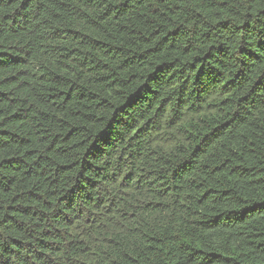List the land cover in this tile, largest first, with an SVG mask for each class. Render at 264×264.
I'll list each match as a JSON object with an SVG mask.
<instances>
[{"label": "trees", "instance_id": "1", "mask_svg": "<svg viewBox=\"0 0 264 264\" xmlns=\"http://www.w3.org/2000/svg\"><path fill=\"white\" fill-rule=\"evenodd\" d=\"M0 264H264V0H0Z\"/></svg>", "mask_w": 264, "mask_h": 264}]
</instances>
